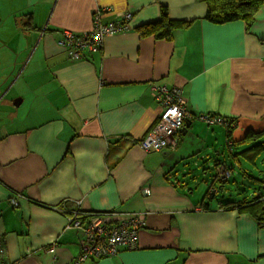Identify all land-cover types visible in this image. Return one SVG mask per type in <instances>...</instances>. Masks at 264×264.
I'll return each instance as SVG.
<instances>
[{
    "label": "crops",
    "instance_id": "crops-1",
    "mask_svg": "<svg viewBox=\"0 0 264 264\" xmlns=\"http://www.w3.org/2000/svg\"><path fill=\"white\" fill-rule=\"evenodd\" d=\"M162 6L191 23L169 39L141 35L138 27L158 19ZM96 10L103 23L130 12V28L72 59L58 44L62 31L90 30ZM205 12L202 0H0L7 264H76L81 233L67 225L77 201L82 211L146 213L137 248L80 264H264V227L206 198L212 182L202 192L217 163L231 171L240 158L255 164L262 153L233 155L253 142L244 140L248 131L264 129V3L249 26L214 23ZM151 82L179 87L190 115L234 123L229 130L187 118L175 145L145 151L139 140L160 115ZM191 172L202 182L180 184Z\"/></svg>",
    "mask_w": 264,
    "mask_h": 264
},
{
    "label": "built area",
    "instance_id": "built-area-1",
    "mask_svg": "<svg viewBox=\"0 0 264 264\" xmlns=\"http://www.w3.org/2000/svg\"><path fill=\"white\" fill-rule=\"evenodd\" d=\"M101 10H96L93 15V26L90 30L73 33L64 29L58 44L69 49L72 59H79L83 51L95 52L100 49L102 41L106 36L130 28L131 13L125 12L117 19L103 23L100 19ZM150 92L160 106V115L155 126L139 140L140 146L145 151H160L167 146L176 143L175 134L184 126L187 118L194 117L209 125L224 124L231 126L233 121L226 118L198 113L190 115L186 110L185 99L179 87H168L165 84L150 83ZM215 175L221 181H226L230 176V170L223 163L215 166ZM216 190L212 187L211 191ZM144 195L150 193L147 187L142 189ZM12 206L17 205L16 197L9 199ZM71 211L68 217V227L76 228L81 233L80 253L74 262L80 264L86 260H95L115 255L122 249H135L138 247V233L145 224V212H123L119 210L108 211H82L79 208ZM54 244L46 251L54 252ZM5 248L0 239V264H7L5 259Z\"/></svg>",
    "mask_w": 264,
    "mask_h": 264
},
{
    "label": "trees",
    "instance_id": "trees-1",
    "mask_svg": "<svg viewBox=\"0 0 264 264\" xmlns=\"http://www.w3.org/2000/svg\"><path fill=\"white\" fill-rule=\"evenodd\" d=\"M206 4V12L204 17L214 23H224L233 20H242L249 26L253 20L256 11L264 3V0H202ZM191 23V20L183 19H173L168 15L167 8L165 6L161 7L160 16L155 21L140 25L138 31L141 35H154L156 38H166L169 39L172 36L173 30L177 28L187 27ZM230 130V125L228 126ZM264 137V129L260 131H248L245 135L244 140L256 141ZM234 144L235 141L233 142ZM255 151L259 154L264 150V139L253 143L249 147L241 150L239 153L233 154H243L244 152ZM232 172L230 171L231 177ZM216 180L220 183L226 181L219 180L216 175L214 176ZM222 185H220L221 187ZM213 189L211 192L209 189L206 192V198H213L214 194L218 191L213 183L211 186ZM261 187L263 190L253 192L251 194V199L241 198L236 200L227 199L225 201H220L223 206L236 208L240 213H247L256 222L258 227H264V180H261ZM208 203L204 202L202 204L203 208H208Z\"/></svg>",
    "mask_w": 264,
    "mask_h": 264
},
{
    "label": "rangeland",
    "instance_id": "rangeland-1",
    "mask_svg": "<svg viewBox=\"0 0 264 264\" xmlns=\"http://www.w3.org/2000/svg\"><path fill=\"white\" fill-rule=\"evenodd\" d=\"M264 137L260 138L259 141L263 140ZM245 144V146H249L252 143ZM257 142V141H256ZM235 152L240 151L243 147H239V145L232 146ZM228 150V149H227ZM228 153H230L228 151ZM229 156H226V160L228 162ZM240 167L234 165L232 168V174L228 181L224 183H220L214 177V170L211 169L208 171V179L203 184L204 189L202 192L205 193L207 190L208 183H213L216 187H218V191L214 194V199L219 201H225L227 199L236 200L241 198L251 199V194L253 192L263 190L261 187V180H264V151L257 158L255 164H250L246 162L244 159L240 158ZM229 166V165H228ZM194 172L186 173L183 176L179 177V182L184 183L185 186L192 188L196 183H200L202 181L195 180ZM223 187V189H221Z\"/></svg>",
    "mask_w": 264,
    "mask_h": 264
}]
</instances>
